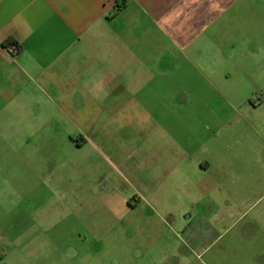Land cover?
Here are the masks:
<instances>
[{
  "label": "rangeland",
  "instance_id": "374dc122",
  "mask_svg": "<svg viewBox=\"0 0 264 264\" xmlns=\"http://www.w3.org/2000/svg\"><path fill=\"white\" fill-rule=\"evenodd\" d=\"M208 45L171 75L157 62L132 103L76 71L67 91L0 114V264H264V42ZM213 150L209 193L191 167L179 191L159 189L163 170L138 156Z\"/></svg>",
  "mask_w": 264,
  "mask_h": 264
},
{
  "label": "crops",
  "instance_id": "0c3cea01",
  "mask_svg": "<svg viewBox=\"0 0 264 264\" xmlns=\"http://www.w3.org/2000/svg\"><path fill=\"white\" fill-rule=\"evenodd\" d=\"M10 37L16 43L5 45ZM221 37L239 47L264 42V0H0V114L67 91L76 71L96 77L108 100L132 103L139 91H150L157 62L171 75L204 45L219 46ZM238 58L247 59L243 52ZM210 154L194 161L186 151L138 156L163 170L154 180L159 189L172 184L179 191L191 167L205 176L197 177L196 188L209 193L220 183L211 174L219 155ZM143 163H136L138 173ZM225 179V189L234 190ZM137 200L133 208L142 202ZM147 206L149 216H160L154 204Z\"/></svg>",
  "mask_w": 264,
  "mask_h": 264
},
{
  "label": "trees",
  "instance_id": "16d2710c",
  "mask_svg": "<svg viewBox=\"0 0 264 264\" xmlns=\"http://www.w3.org/2000/svg\"><path fill=\"white\" fill-rule=\"evenodd\" d=\"M14 43H16V40L13 37L5 41V45H13Z\"/></svg>",
  "mask_w": 264,
  "mask_h": 264
},
{
  "label": "built area",
  "instance_id": "2783aa9c",
  "mask_svg": "<svg viewBox=\"0 0 264 264\" xmlns=\"http://www.w3.org/2000/svg\"><path fill=\"white\" fill-rule=\"evenodd\" d=\"M13 48H14L15 50H17V47L14 46Z\"/></svg>",
  "mask_w": 264,
  "mask_h": 264
}]
</instances>
